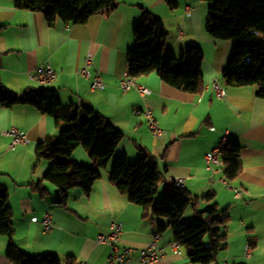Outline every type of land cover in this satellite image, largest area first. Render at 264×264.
Here are the masks:
<instances>
[{"label": "crops", "instance_id": "1", "mask_svg": "<svg viewBox=\"0 0 264 264\" xmlns=\"http://www.w3.org/2000/svg\"><path fill=\"white\" fill-rule=\"evenodd\" d=\"M118 8L110 15H94L86 24H66L56 20L52 25L41 12L17 8L0 0V81L13 93L41 86L29 80L39 66L50 64L57 72L51 86L64 107L92 108L123 133L114 157L101 171L91 193L80 189L71 193L66 207L57 204L58 189L44 182L47 197L35 192L31 185L44 180L51 166L48 159H38L36 148L48 137L59 138L61 129L53 117L41 114L27 105L4 108L0 105V183L7 187L6 203L13 212L14 242L27 255H54L63 264H108L110 249L98 246V235L110 231L112 221L123 224L120 247H128L137 256L159 232L166 220L143 218L139 205L129 201L110 182L115 160L126 156L137 162L144 151L154 158L166 181L184 178L185 189L204 210L216 204L227 211L228 248L212 264H264V100L256 86H228L222 73L234 54L230 41L216 40L206 31L209 4L200 0H176L171 10L163 0H115ZM148 10L163 21L168 33L166 56L181 58L190 46L204 52L202 71L205 89L191 95L175 90L162 82L157 74L143 76L137 83L151 90L143 99L135 90L123 93L117 82L127 71V57L135 46L134 29L142 21V10ZM88 54L94 55L93 71H99L104 91H94L91 83L79 75ZM220 82L227 90V99L218 100L211 88ZM150 107L155 120L164 130L154 137L146 121L135 116L136 109ZM16 128L26 134L29 145L11 149V138L5 135ZM241 146L242 172L230 184L242 191L237 199L221 174L206 170L205 154L215 149L220 139ZM70 160L94 168L86 150L79 147ZM162 184L157 197H163ZM214 195L207 203L202 198ZM199 199V202H198ZM51 210L53 232L45 234L40 223L44 209ZM191 206L184 219L192 221ZM163 243L173 241L171 229L160 233ZM8 238L0 236V264H12L7 258ZM246 246L252 257H244ZM189 250L182 255L168 251L155 264H190Z\"/></svg>", "mask_w": 264, "mask_h": 264}, {"label": "trees", "instance_id": "2", "mask_svg": "<svg viewBox=\"0 0 264 264\" xmlns=\"http://www.w3.org/2000/svg\"><path fill=\"white\" fill-rule=\"evenodd\" d=\"M17 8L43 13L49 25L56 20L66 24L83 25L94 15H110L118 8L115 0H7ZM171 10L178 7L176 0H163ZM209 4L206 31L216 40L230 41L234 54L222 73L228 86L258 88V97L264 100V0H200ZM135 46L127 57V71L136 79L157 74L164 84L186 94H200L205 89L202 65L204 52L199 46H190L181 58L166 56L168 33L163 21L148 10H142V21L134 29ZM0 105L34 107L43 115L54 118L61 129L59 138L48 137L36 148L38 159H48L51 166L44 180L32 184L41 197L49 195L44 186L48 182L58 189L57 204L66 207L71 193L80 189L87 196L101 179L123 140V133L92 108L64 107L54 90L27 89L13 93L0 81ZM82 147L94 161L90 168L70 160ZM224 176L230 183L242 172L241 146L228 142L221 152ZM110 182L117 190L128 195L129 201L139 205L143 218L166 220L159 232L171 229L174 241L189 250L190 264H212L228 248L226 227L227 211L216 204L199 210L191 204L187 189H179L166 181L156 160L142 151L140 159L131 163L126 156L115 160ZM162 184L163 198L157 200ZM7 187L0 183V236L9 240L7 258L12 264H63L54 255H27L14 242L13 212L6 203ZM207 203L214 195L202 198ZM199 202V199H198ZM195 215L192 221L184 219L189 207ZM208 239V244L205 243Z\"/></svg>", "mask_w": 264, "mask_h": 264}, {"label": "built area", "instance_id": "3", "mask_svg": "<svg viewBox=\"0 0 264 264\" xmlns=\"http://www.w3.org/2000/svg\"><path fill=\"white\" fill-rule=\"evenodd\" d=\"M93 68L94 55L88 54L84 61L83 67L79 71V75L91 83L92 90L104 91L105 84L103 82L102 76L99 71H93ZM56 78V70L48 63L39 66L34 72L29 74V80L41 87L51 86ZM117 88L123 93H129L135 90L143 99H146L152 93L147 87L138 84L136 79L129 75L128 71H126L123 75V78L117 82ZM211 88L218 100L223 101L227 99V90L220 82H213ZM135 116L143 118L146 121L147 126L154 137L160 138L164 135V130L158 125L157 121L155 120L153 110L150 107L136 109ZM5 135L11 138L10 147L12 150H14L19 145L30 144L26 134L16 128H12L8 132H5ZM227 144V137L223 136L220 139L218 146L205 154L206 170L210 173L211 182L214 180L213 177L216 174H221L225 178V169L221 160V152L227 146ZM170 182H173L179 189L186 188V181L184 178L173 179L170 180ZM224 183L229 190L233 191L237 199L242 197L241 190L233 187L227 180ZM193 202L194 201L191 200V204H193ZM32 222L36 224L40 223L45 234L51 233L55 229L52 222L51 210L49 208L44 209L40 219L36 217L32 218ZM123 231L124 227L122 223L118 221H112L110 225V231L107 234L98 235L95 239V242L98 246H104L110 249L108 264H155L162 261L167 256L168 251L175 255H182L183 246L180 243L174 240L163 243L162 235L157 233L152 237L148 247L135 256L131 248L119 246ZM244 257L246 259H250L252 257V248L250 246L245 247ZM79 264L88 263L81 262Z\"/></svg>", "mask_w": 264, "mask_h": 264}, {"label": "rangeland", "instance_id": "4", "mask_svg": "<svg viewBox=\"0 0 264 264\" xmlns=\"http://www.w3.org/2000/svg\"><path fill=\"white\" fill-rule=\"evenodd\" d=\"M179 58H180V57H179ZM162 198H163V197H160V198L157 197V200H161ZM205 243L208 244V239H206Z\"/></svg>", "mask_w": 264, "mask_h": 264}]
</instances>
